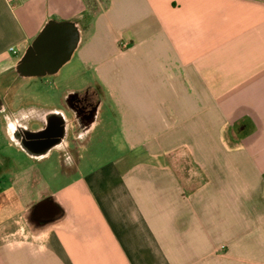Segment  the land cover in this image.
Listing matches in <instances>:
<instances>
[{"label":"crops","instance_id":"0c3cea01","mask_svg":"<svg viewBox=\"0 0 264 264\" xmlns=\"http://www.w3.org/2000/svg\"><path fill=\"white\" fill-rule=\"evenodd\" d=\"M98 2L0 0V97L37 78L16 66L47 21H77L93 73L62 95L98 89L87 142L102 127L125 146L83 174L60 158L69 182L23 202L0 154V264H264V0Z\"/></svg>","mask_w":264,"mask_h":264},{"label":"rangeland","instance_id":"374dc122","mask_svg":"<svg viewBox=\"0 0 264 264\" xmlns=\"http://www.w3.org/2000/svg\"><path fill=\"white\" fill-rule=\"evenodd\" d=\"M98 1L99 0H91L92 4L95 6L99 5ZM99 13L100 11L98 15ZM101 18V25H99L100 32L105 37H110L111 33L108 29L106 18L104 16H101ZM91 70L89 66L83 63L80 52L78 51L74 53L73 57L55 75L21 81V88L15 97L17 99H26L27 97L29 101L32 100L47 106L56 105L59 103L58 101H60L63 91L67 86L76 87L86 83L93 73ZM109 107V104H107L103 113V123H110L111 120L113 121L112 123H120L116 112ZM90 131L91 129H89L88 132ZM107 131H105L104 134L103 128L99 127L94 133V140L87 142L90 133H88V135L83 134V138L79 139L80 143L84 142L85 144L86 142L79 150V155L81 156L78 165L80 166L81 174L100 166L109 165L115 155L123 152L125 146L121 143V136H119L118 133L116 136H113L114 131H110L112 132L110 137L114 138V142L117 146V148H115V144H112L111 140L108 138ZM71 134L72 136H76L74 130H70L69 137H71ZM98 135L100 136L99 139L96 137ZM104 136H106V138H103ZM64 144L66 145V141L63 145ZM0 154H15L20 161V172L16 174L15 179L18 181L19 185H21L20 188L23 189L26 196L24 198L20 197L21 202L36 197V195L40 197L41 195L49 194L58 187L68 183L71 176H74L73 174H68V178L64 176L65 174L61 168V155L56 150L43 161L32 160L21 149L15 146L10 147L7 144L0 145ZM228 226L231 227L232 224H228ZM225 227L226 225H222L221 229Z\"/></svg>","mask_w":264,"mask_h":264},{"label":"flooded vegetation","instance_id":"af4514ba","mask_svg":"<svg viewBox=\"0 0 264 264\" xmlns=\"http://www.w3.org/2000/svg\"><path fill=\"white\" fill-rule=\"evenodd\" d=\"M21 98V97H20ZM0 123L8 126L12 137L26 153L44 155L58 151L65 168L75 167L79 139L88 135L96 121L101 98L96 88H85L62 95L53 106L16 97L1 96ZM70 130L76 136L69 137ZM71 139V143H63Z\"/></svg>","mask_w":264,"mask_h":264},{"label":"water","instance_id":"95a60500","mask_svg":"<svg viewBox=\"0 0 264 264\" xmlns=\"http://www.w3.org/2000/svg\"><path fill=\"white\" fill-rule=\"evenodd\" d=\"M80 39L77 21L50 19L27 47L17 63L16 70L22 76L55 74L71 59ZM1 103L0 97V105Z\"/></svg>","mask_w":264,"mask_h":264},{"label":"built area","instance_id":"2783aa9c","mask_svg":"<svg viewBox=\"0 0 264 264\" xmlns=\"http://www.w3.org/2000/svg\"><path fill=\"white\" fill-rule=\"evenodd\" d=\"M8 2L11 3V2H13V0H8ZM119 45L121 48L126 49L129 47V42L125 38L121 37L119 39ZM11 50L14 51L15 53H17V51L15 50V48L13 46L11 47Z\"/></svg>","mask_w":264,"mask_h":264}]
</instances>
